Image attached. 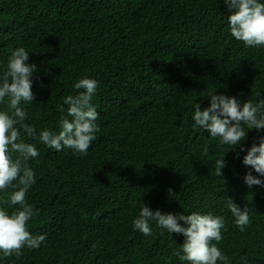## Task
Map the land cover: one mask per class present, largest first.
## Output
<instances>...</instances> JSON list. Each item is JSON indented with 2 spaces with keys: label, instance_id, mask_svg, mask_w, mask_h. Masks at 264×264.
<instances>
[{
  "label": "trees",
  "instance_id": "16d2710c",
  "mask_svg": "<svg viewBox=\"0 0 264 264\" xmlns=\"http://www.w3.org/2000/svg\"><path fill=\"white\" fill-rule=\"evenodd\" d=\"M229 12L224 0H0V73L18 47L37 70L34 99L21 104L36 136L17 127L39 152L26 162L36 177L26 201L39 210L27 228L46 236L20 257L0 253V264H188L175 255L183 234L155 222L151 235L134 230L143 204L222 216L223 239L212 243L229 264H264V185L243 179L249 171L262 182L264 176L242 162L264 129L247 130L229 149L192 119L194 105L209 107L213 91L241 105L264 99V46L232 37ZM84 77L98 81L96 139L86 156L49 148L39 132H58L62 118L72 119L63 100ZM7 104L5 98L0 111ZM12 191L0 190V208L9 212L19 207L7 203ZM229 199L247 207L243 232Z\"/></svg>",
  "mask_w": 264,
  "mask_h": 264
},
{
  "label": "clouds",
  "instance_id": "9594fccd",
  "mask_svg": "<svg viewBox=\"0 0 264 264\" xmlns=\"http://www.w3.org/2000/svg\"><path fill=\"white\" fill-rule=\"evenodd\" d=\"M224 3L230 10L227 21L231 36L242 41L246 47L264 46V2L224 0ZM28 59L29 53L23 47H18L8 58L6 69L0 73V103L5 98L8 100V110L0 111V190L12 188L7 203L19 206L11 212L0 208V253L4 257H20L25 247L38 248L46 239L43 234L33 235L27 228V222L34 215H39V210H34L26 201L28 189L36 182L35 172L26 162L30 157H38L39 152L33 144L24 142L20 128L17 127H22L28 137L36 136L35 126L24 123L26 112L21 107L22 103L34 99L31 77L37 70L35 64L27 62ZM73 87L77 94L68 95L63 100V104L67 105V115L72 119L62 118L58 132L41 130L38 139L56 151L67 147L76 155L86 156L99 131L96 123L99 113L91 103L98 81L84 77L78 79ZM208 96L209 107L201 110L199 104H195L192 119L196 126L206 130L213 139L218 137L220 144L230 145L232 147L229 149H234L246 139L247 130L264 129V112L261 111L264 109V99L256 104L247 100L241 105L235 97L217 95L214 91ZM59 110L65 111L63 106ZM204 152L207 153V147ZM14 154L17 155L14 157ZM224 154L216 161L217 176L223 175L221 169L225 167ZM242 162L264 176V136L247 149ZM243 179L249 187L264 185L251 171L246 172ZM228 208L235 218V225L243 232L250 224L247 207L241 208L229 199ZM178 221H183L186 226ZM150 222H155L169 233L184 235L185 240L175 253L180 260L188 264H229V257L212 243H219L223 239L221 230L225 227V219L222 216L195 211L187 215L162 213L159 209L153 211L143 204L133 221V228L144 235H151ZM244 264H247L246 260Z\"/></svg>",
  "mask_w": 264,
  "mask_h": 264
}]
</instances>
